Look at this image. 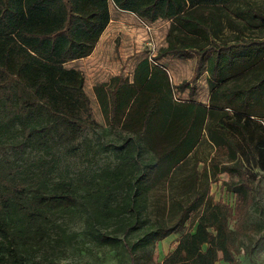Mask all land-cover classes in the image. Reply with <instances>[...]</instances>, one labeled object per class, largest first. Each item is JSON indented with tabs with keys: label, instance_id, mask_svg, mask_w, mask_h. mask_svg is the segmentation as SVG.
I'll use <instances>...</instances> for the list:
<instances>
[{
	"label": "trees",
	"instance_id": "obj_1",
	"mask_svg": "<svg viewBox=\"0 0 264 264\" xmlns=\"http://www.w3.org/2000/svg\"><path fill=\"white\" fill-rule=\"evenodd\" d=\"M240 1L0 0V264H51L69 248L83 249L79 232L60 219L75 213L89 240L131 264L186 220L190 227L164 264H239V224L230 225L231 206L210 193L209 171L236 174L222 183L247 200L256 189L254 168L264 170V123L227 114L213 135L208 107L177 99L167 69L148 57L132 81L118 75L96 88L109 121L126 131L98 141L113 158L90 175L56 171L60 148L77 154L85 129L97 124L83 71L67 63L91 53L111 2L146 21L171 19L156 58L193 49L200 55L196 77L204 64L221 77L226 60L238 65L250 55L245 65H253L264 54V39L242 38ZM211 139L229 160L199 168ZM39 150L51 156L32 157Z\"/></svg>",
	"mask_w": 264,
	"mask_h": 264
},
{
	"label": "rangeland",
	"instance_id": "obj_2",
	"mask_svg": "<svg viewBox=\"0 0 264 264\" xmlns=\"http://www.w3.org/2000/svg\"><path fill=\"white\" fill-rule=\"evenodd\" d=\"M110 10V21L91 53L67 63L68 66H76L83 71L84 87L97 124L85 129L80 138L81 149L77 154H65V147L60 148L62 162L56 173L61 168L66 169L67 174L73 177L90 175L113 158L97 147L98 141L120 137L121 133L126 131L119 124L112 125L109 121L96 88L102 82H106L110 87L113 77L118 75L132 81L135 67L142 58L148 57L151 61L167 69L175 86L174 95L177 99L196 100L199 97L205 99L208 96L204 83L196 81L200 55L195 50L188 49L185 55L165 54L156 58L162 46L167 44L171 19L146 21L132 11L119 9L113 2L110 3ZM110 127H114L112 135L104 132ZM88 144L91 146L88 147ZM206 147L207 145L203 144V150ZM87 150L89 154H86ZM40 155L47 158L51 156V154L39 150L37 153H33L32 157ZM201 156V162L198 163L199 168H202L204 163L208 166L215 161L229 160L228 153H222L219 150L210 151L208 147ZM194 161L191 159L185 170L192 169ZM246 164L251 166V161H246ZM254 171L256 176L253 178V183L256 189L247 200L227 189L222 183L224 180L236 179V174L215 177L212 169L209 171V173L211 172L209 177L210 193L215 199H222L231 206L234 213L230 225L239 224L234 235V241L239 244L242 250L239 254V264H264V170L256 167ZM60 219L67 224L69 229L79 232L78 238L84 240L83 249L69 248L61 253L56 262L51 264H131L128 258H123L116 250L97 245L89 240L83 232V217L79 213L62 216ZM189 227L190 220H186L182 230L157 241L149 253L144 254L139 251L137 264H164V259L175 247L176 240ZM216 264H222V262L219 260Z\"/></svg>",
	"mask_w": 264,
	"mask_h": 264
},
{
	"label": "crops",
	"instance_id": "obj_3",
	"mask_svg": "<svg viewBox=\"0 0 264 264\" xmlns=\"http://www.w3.org/2000/svg\"><path fill=\"white\" fill-rule=\"evenodd\" d=\"M239 3L243 14L238 18L242 38L247 35L264 39V0H249V2L241 0ZM246 56H242L241 64L238 65L232 66L226 60L223 68L224 76L221 77L209 72L208 66L204 64L196 79L199 83H204L208 96L205 99L199 97L194 101L208 107L207 121L215 136H217V125L223 115L240 113L264 123V54L253 65H245ZM199 149L200 147L197 148L196 145L194 151ZM209 149L214 152L218 149L213 139L210 140ZM218 175L226 177L229 173L223 171ZM220 261L222 264H229L225 260Z\"/></svg>",
	"mask_w": 264,
	"mask_h": 264
}]
</instances>
